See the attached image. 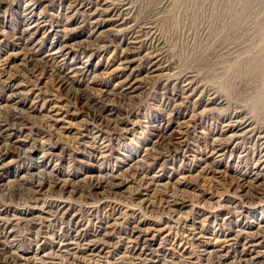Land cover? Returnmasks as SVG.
Wrapping results in <instances>:
<instances>
[{"label":"rangeland","instance_id":"374dc122","mask_svg":"<svg viewBox=\"0 0 264 264\" xmlns=\"http://www.w3.org/2000/svg\"><path fill=\"white\" fill-rule=\"evenodd\" d=\"M27 52L64 74L82 66L74 88L104 102L117 130L97 129L88 106L66 108L49 74L34 83ZM114 95L127 112L106 103ZM12 112L23 128L0 139V259L240 264L245 250L264 262V193L229 189L261 173L264 191V0H0V124ZM39 174L66 188L41 180L31 196L23 180ZM98 175L127 180L101 200L76 192ZM160 197L172 213L144 206Z\"/></svg>","mask_w":264,"mask_h":264},{"label":"bare ground","instance_id":"6f19581e","mask_svg":"<svg viewBox=\"0 0 264 264\" xmlns=\"http://www.w3.org/2000/svg\"><path fill=\"white\" fill-rule=\"evenodd\" d=\"M30 18L31 17H29L28 20H31ZM31 22L32 23L34 22V24L32 26L27 25V27H26V31L27 32H29L33 27H38L39 24H40L39 21L36 20V19L35 20L32 19ZM23 34L20 35V36H16L15 39H18V40L20 39L19 41L21 42V39L23 38V40H24L23 42L24 43H22V44L26 45V43L29 40H27V42H26V38L23 37ZM25 34H26V32H25ZM62 49L64 50L65 48H61L59 51L51 53V58H56L59 55V53L62 51ZM156 56L163 60L162 52L158 51L155 54V57ZM161 59H158V60H160V62H161ZM27 60H29L32 63V66H33L32 73L34 74V77L36 79L34 81V83H36L37 80L41 76H43L44 74H49V76L51 78L52 86L57 91L60 90V91H62L64 93L63 95H65V98H66V100L68 102L67 105H65L66 108H69L71 106V102L75 103L76 105H81V106H85V107L88 106L87 110L90 113V120L93 122L95 127H97V129H100L101 131L105 130V132H108V131L115 132L117 130V126L115 124L117 121H115V122L112 121L109 117H107L103 113H101L98 110V108H97L98 104H103L104 102H101L100 100H98L99 98L97 99L96 97H93L94 95H90V96L86 97L87 96L86 94H85L86 96L81 94L79 88H74L73 85H74V83L76 81H75V79L73 77L80 76V74L83 72V67L82 66H76L74 68V70H73V68H71V70L74 71L72 74H64L60 70L57 71L54 68L52 70L49 67V65H47V64L46 65H42L40 63V60L38 61V59L34 57L33 52H31V53L27 52ZM123 63L126 64L127 62L124 61ZM90 102H92V104H90ZM106 103L114 105L115 108H117L119 110H124L125 112H127V110H128V109H126L128 107L127 106V104H128L127 103V98H123V97L120 98V97H118V95H114L111 98H107ZM125 104H126V106H125ZM21 121L22 120L20 119V117L12 112V115H11L10 119L8 121H5L7 123L0 124V139H2V133L8 132V131H11V132L12 131L13 132L20 131L23 128ZM241 122H243V121H240V123ZM245 122H246V120H244L243 123H245ZM160 139H161L160 141H161V145H163L162 146L163 148L165 147L167 149L176 151L177 148L180 145V142L171 141V138L169 136L160 135ZM217 145H221V143L218 142L216 144L214 143V144L211 145L212 149H213V152H214V149L217 147ZM96 149H98V148H96ZM207 168H209V167H207ZM140 173H142V172H140ZM40 174L37 175V176H31L30 179L25 178V180H23V183H29L30 186L35 188V190L31 193L32 194L31 196H33V194L38 193V191H40V189L43 188L44 185L42 183L43 181H41V180H44V181L46 180L49 183L47 192H50V193H54L56 191V187H58L59 184L61 183L59 180L55 179V177H49V179H44L43 175L41 176ZM261 175H262L261 173H253V175L251 176V180H250V178H248L249 176L246 175V174H241L239 176H235L234 178H232V181L230 180L229 189H232L235 192H239V194L241 196H245V199L246 198L255 199L257 197L259 199L260 195L262 196L264 191L260 190L258 184L254 183V181H256L259 178H261L262 177ZM38 176H40V177H38ZM110 176H111L110 179H108L106 176H101V175H98V176H95V177H89L88 182H87L86 187H85V190L82 189V188L80 190H78V189L77 190L74 189V190H76V192L78 191V193L82 194V196L86 200H90V199L101 200L103 198L109 197L110 195L115 193V189L116 188H118L120 185H122L127 180V179L125 180L123 178H120L119 176H116V175L115 176L110 175ZM140 182H141V179H140ZM144 182H145V180H144ZM148 183L149 182H147V184ZM65 185H66L65 182L60 184L61 191H62V189L64 190L66 188ZM25 188H27V187H25ZM100 188H101V191H98V189H100ZM17 189H18L17 192L20 191V193L23 190L22 187H20V186H18ZM257 195H259V196H257ZM157 200H158L157 202H153V203H149V202L145 201L144 202V206H146L148 208L161 210L160 212H164V211L165 212L166 211L169 212L167 210V205H165V203L161 202V197L159 199H157ZM179 200L181 202L180 204L186 202L184 199H179ZM29 201H31V202L36 201L35 196L33 197V199L27 200L26 202H29ZM249 203H251V202H249ZM175 206L177 207L178 205H176V203H175ZM57 210H59V209L57 208ZM172 212L170 211L169 214L172 213ZM133 228H134L133 230H132V228H130V231L128 232V235H129L128 236L129 237L128 240L130 239L129 242H131V246L128 249L130 252H134L135 249H136V246L139 244L138 236L136 238L133 237V235L136 233V228L137 227L133 226ZM84 237H85V235H79V236H73L72 238H73V240H79V239L83 240ZM225 240H227V239H225ZM95 242H91V243L87 242L88 243L87 246L88 247L95 246L96 245ZM215 253H217V252H215ZM237 254H238V258L241 261L240 264H264L263 260H258V256H249V257L244 258L243 256H246V254H248V253H246L245 250L244 251L241 250ZM213 256L216 259L215 262H219L221 260L220 254H214ZM17 258L18 257H15V256H4L2 259H0V264H21L19 262L21 258L20 259H17ZM32 264H34V263H32ZM37 264H41V263H37Z\"/></svg>","mask_w":264,"mask_h":264}]
</instances>
